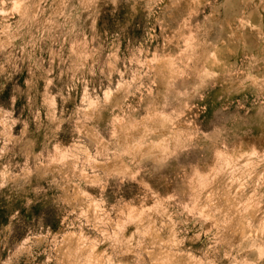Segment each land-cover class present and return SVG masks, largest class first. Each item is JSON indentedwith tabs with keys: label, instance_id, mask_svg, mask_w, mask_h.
<instances>
[{
	"label": "clouds",
	"instance_id": "clouds-1",
	"mask_svg": "<svg viewBox=\"0 0 264 264\" xmlns=\"http://www.w3.org/2000/svg\"><path fill=\"white\" fill-rule=\"evenodd\" d=\"M0 264H264V0H0Z\"/></svg>",
	"mask_w": 264,
	"mask_h": 264
}]
</instances>
